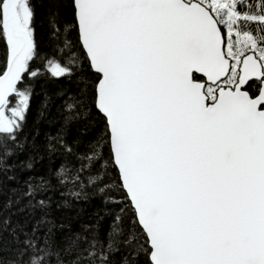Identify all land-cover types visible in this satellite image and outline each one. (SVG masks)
I'll list each match as a JSON object with an SVG mask.
<instances>
[{
	"label": "snow or ice",
	"instance_id": "snow-or-ice-1",
	"mask_svg": "<svg viewBox=\"0 0 264 264\" xmlns=\"http://www.w3.org/2000/svg\"><path fill=\"white\" fill-rule=\"evenodd\" d=\"M73 3L150 264H264V0L259 11L238 10L251 7L243 0ZM33 17L30 0H0L9 48L0 134L10 138L29 99L17 84L25 73L38 75L29 65L37 55ZM52 29L60 31L55 21ZM48 67L55 76L71 73L55 58ZM17 92L20 104L6 115ZM23 243L14 264H48L47 241ZM88 243L89 258L108 264L112 239Z\"/></svg>",
	"mask_w": 264,
	"mask_h": 264
},
{
	"label": "trees",
	"instance_id": "trees-1",
	"mask_svg": "<svg viewBox=\"0 0 264 264\" xmlns=\"http://www.w3.org/2000/svg\"><path fill=\"white\" fill-rule=\"evenodd\" d=\"M30 3L37 55L29 65L38 75L25 73L17 87L29 99L13 138L0 134V264H14L28 238L47 241L53 253L48 264H99L87 251L94 237L105 244L112 239L108 264H150L146 236L113 163L106 119L96 107L100 75L81 45L73 0ZM258 3L245 0L251 7L238 10L259 11ZM53 21L60 28L56 35ZM249 30L258 35L255 25ZM7 53L0 34V73ZM53 58L71 73L53 75L48 67ZM258 87L253 84V90Z\"/></svg>",
	"mask_w": 264,
	"mask_h": 264
},
{
	"label": "water",
	"instance_id": "water-1",
	"mask_svg": "<svg viewBox=\"0 0 264 264\" xmlns=\"http://www.w3.org/2000/svg\"><path fill=\"white\" fill-rule=\"evenodd\" d=\"M75 11H76V9H75ZM76 20H77V16H76ZM77 25H78V22H77ZM78 29H79V27H78ZM79 36H80V34H79ZM5 40H6V36H5ZM80 42H81V45H82V47H83V49H84V52L86 53V55H87V50H86V48L83 46V43H82V40H81V38H80ZM6 43H7V40H6ZM8 46V45H7ZM87 58H88V60H89V62H90V58L88 57V55H87ZM8 61H9V48H8V53H7V57H6V62H5V69H4V71H3V73L2 74H0V75H3L4 74V72H6L7 71V65H8ZM90 66H91V68L93 69V71L96 73V74H98V75H100L99 73H97L96 71H95V69L93 68V66L91 65V62H90ZM1 67V66H0ZM23 77H24V75H23ZM22 77V78H23ZM100 78H101V75H100ZM22 80V79H21ZM21 82V81H20ZM20 82H18V84H17V87L19 86V84H20ZM14 95V93L12 94V95H10L7 99H8V101L11 99V97ZM96 107H97V109H98V105H97V90H96ZM98 111L102 114V112L98 109ZM103 115V114H102ZM104 116V115H103ZM104 118H105V116H104ZM106 119V118H105ZM106 123H107V120H106ZM107 126H108V123H107ZM108 130H109V127H108ZM110 147H111V143H110ZM111 153H112V159H113V163H114V165H115V167H116V169H117V171H118V175H119V179H120V182H121V185H122V177H121V174H120V172H119V168H118V166L115 164V162H114V154H113V151H112V148H111ZM122 187H123V185H122ZM123 190H124V192L126 193V195H127V197H128V200L130 201V204H131V207L133 208V210H134V205L132 204V202H131V200H130V197L128 196V194H127V191H126V189L123 187ZM134 213H135V210H134ZM135 215H136V213H135ZM136 219H137V215H136ZM138 221V220H137ZM139 224V223H138ZM139 227L143 230V228H142V226L139 224ZM143 232H144V230H143ZM145 234V233H144ZM146 236V235H145Z\"/></svg>",
	"mask_w": 264,
	"mask_h": 264
},
{
	"label": "rangeland",
	"instance_id": "rangeland-1",
	"mask_svg": "<svg viewBox=\"0 0 264 264\" xmlns=\"http://www.w3.org/2000/svg\"><path fill=\"white\" fill-rule=\"evenodd\" d=\"M243 2H244V0H243ZM17 94V93H16ZM20 96L17 94V97H16V102H15V107H17L19 104H20ZM10 105L11 104H8L7 106H6V108L4 109L5 110V114L6 115H11V109L12 108H14V107H10Z\"/></svg>",
	"mask_w": 264,
	"mask_h": 264
},
{
	"label": "flooded vegetation",
	"instance_id": "flooded-vegetation-1",
	"mask_svg": "<svg viewBox=\"0 0 264 264\" xmlns=\"http://www.w3.org/2000/svg\"><path fill=\"white\" fill-rule=\"evenodd\" d=\"M243 4H245V0H244ZM0 57H1V56H0ZM0 66H1V64H0ZM0 74H2V72H1ZM9 103H10V100L8 101V104H9ZM8 104H7V105H8Z\"/></svg>",
	"mask_w": 264,
	"mask_h": 264
}]
</instances>
